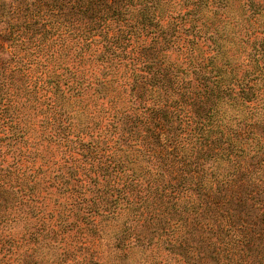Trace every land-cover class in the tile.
<instances>
[{
	"label": "trees",
	"instance_id": "16d2710c",
	"mask_svg": "<svg viewBox=\"0 0 264 264\" xmlns=\"http://www.w3.org/2000/svg\"><path fill=\"white\" fill-rule=\"evenodd\" d=\"M182 1L173 16L160 0H0V227L43 203L37 124L61 149L47 176L66 200L58 225L122 215L116 247L264 264V115L221 109L258 99L264 52L239 75L202 1Z\"/></svg>",
	"mask_w": 264,
	"mask_h": 264
},
{
	"label": "rangeland",
	"instance_id": "374dc122",
	"mask_svg": "<svg viewBox=\"0 0 264 264\" xmlns=\"http://www.w3.org/2000/svg\"><path fill=\"white\" fill-rule=\"evenodd\" d=\"M4 1L11 3L12 0ZM192 1L194 0H188ZM201 1V11L197 16L204 15L207 25L217 28V40L222 43L225 57L231 63V66L227 67L236 68L235 71L240 75L246 67L250 68L254 61L249 57V52H264V0ZM160 3L167 11L172 12L173 16L179 11V4H185L182 0H160ZM199 45L204 53L206 45ZM213 48L215 47H209L210 54L217 51ZM225 57L219 55L216 60L220 63ZM79 58L74 59L72 55V62L77 68L89 72L94 68L91 55ZM169 59L181 66L186 65L181 53L170 52ZM259 65L262 66L261 58ZM257 86V100L239 108L225 104L221 107L222 112L225 111L227 117L246 116L249 120L261 118L264 115V80H258ZM33 130L39 151L35 160V177L39 179V194L44 196V200L38 204L39 210L35 215L27 214L28 223L25 221V214L21 213L17 222L10 219L2 224L0 230H3L1 235L4 237L0 240V248H3L0 252V264H181L177 257L162 250L160 246L141 247L128 244L116 247L114 234L120 228L122 215L113 219L97 218L94 232L86 230L78 222L71 227L58 225L60 220L56 212L66 200L56 195L54 188L48 186V178L49 170L55 166L54 162L57 159L61 161V149L40 138L44 133L37 124ZM51 211L55 213L54 216Z\"/></svg>",
	"mask_w": 264,
	"mask_h": 264
}]
</instances>
